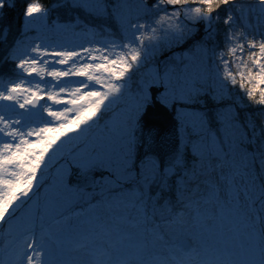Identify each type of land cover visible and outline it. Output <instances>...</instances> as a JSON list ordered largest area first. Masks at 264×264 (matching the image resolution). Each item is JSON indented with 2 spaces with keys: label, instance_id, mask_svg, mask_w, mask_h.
Returning a JSON list of instances; mask_svg holds the SVG:
<instances>
[{
  "label": "snow or ice",
  "instance_id": "6c2138e0",
  "mask_svg": "<svg viewBox=\"0 0 264 264\" xmlns=\"http://www.w3.org/2000/svg\"><path fill=\"white\" fill-rule=\"evenodd\" d=\"M22 15L0 77V264H264V0H24ZM37 24L84 43L30 40ZM58 156L50 214L33 197Z\"/></svg>",
  "mask_w": 264,
  "mask_h": 264
},
{
  "label": "rangeland",
  "instance_id": "374dc122",
  "mask_svg": "<svg viewBox=\"0 0 264 264\" xmlns=\"http://www.w3.org/2000/svg\"><path fill=\"white\" fill-rule=\"evenodd\" d=\"M28 32V37L30 40L36 41L37 38L44 40L47 44L51 46H56V44H65L67 46H76L79 47L84 43L83 38L73 37L69 34L60 35L54 32H49L42 28L39 24L33 26L31 29H26ZM188 50L177 53V55H184ZM189 72L196 73L199 71V61L196 57L195 53H192V60L189 62ZM138 77H134L133 83L137 80ZM124 107V103L121 102L119 105L114 106L111 110L105 112L103 117L99 120L98 126L94 127L90 130L87 137V142L89 144H95L98 148L101 144L105 143L103 137L105 136L104 126L105 124H114L117 122L118 115ZM75 145H79L81 149H83L86 144L82 141H76L75 144L69 143L65 146L64 151L67 152L69 148L74 147ZM63 163V160L60 156L57 157V160L53 162L52 166L44 173V176L41 177V186L38 188V196L33 197V199L39 200V210L41 212L45 211V208L49 210L50 214H54V209L58 206V188L54 184V178L56 177V173L60 164ZM101 199L99 195V190H97V194L95 198L92 200V203L95 204ZM86 207V206H85ZM28 209L25 208L24 212L21 215L27 213ZM75 211H80L79 207H75ZM97 213H100V209H97ZM104 215H107L105 211ZM84 217H81L83 220Z\"/></svg>",
  "mask_w": 264,
  "mask_h": 264
},
{
  "label": "trees",
  "instance_id": "16d2710c",
  "mask_svg": "<svg viewBox=\"0 0 264 264\" xmlns=\"http://www.w3.org/2000/svg\"><path fill=\"white\" fill-rule=\"evenodd\" d=\"M12 2L15 4V7L5 8L6 22L10 24L11 29L7 43H0V77L13 76V70L15 67L14 63L12 61L5 62L3 57L7 48L11 46L12 41L18 36L23 21L22 13L24 7V0H12ZM39 2L42 3L45 7H48L53 4L55 0H39ZM57 17H59L60 20H64L66 18L63 12L59 10H53L51 12V19H55Z\"/></svg>",
  "mask_w": 264,
  "mask_h": 264
},
{
  "label": "water",
  "instance_id": "95a60500",
  "mask_svg": "<svg viewBox=\"0 0 264 264\" xmlns=\"http://www.w3.org/2000/svg\"><path fill=\"white\" fill-rule=\"evenodd\" d=\"M188 50L187 48H175L173 51H175L176 53H182L184 51ZM158 125L162 127V131L171 133L173 131V126H174V122L171 119V117H160L158 118ZM88 191H91V189H89Z\"/></svg>",
  "mask_w": 264,
  "mask_h": 264
}]
</instances>
